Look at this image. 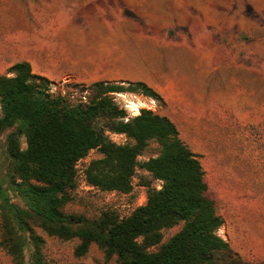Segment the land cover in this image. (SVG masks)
Returning <instances> with one entry per match:
<instances>
[{
    "label": "rangeland",
    "instance_id": "rangeland-1",
    "mask_svg": "<svg viewBox=\"0 0 264 264\" xmlns=\"http://www.w3.org/2000/svg\"><path fill=\"white\" fill-rule=\"evenodd\" d=\"M22 60L51 81L53 94L72 103L84 100L83 86L95 81H143L161 94L164 103L112 92L124 119L147 108L175 123L198 155L207 194L224 220L218 234L245 264H264V0H0V73ZM133 105L138 112L130 113ZM12 129L0 134V179L6 182L5 137ZM107 134L118 144L132 142ZM19 140L25 148V138ZM158 152L150 141L137 159ZM98 157L94 148L77 161V185L62 209L88 220L105 211L125 217L145 203L141 176H151L137 166L129 192L101 190L84 174ZM30 223L44 240L49 264H119L94 242L77 256L78 238L48 234L35 218ZM178 228L165 230L163 241ZM0 264H14L1 246Z\"/></svg>",
    "mask_w": 264,
    "mask_h": 264
},
{
    "label": "trees",
    "instance_id": "trees-1",
    "mask_svg": "<svg viewBox=\"0 0 264 264\" xmlns=\"http://www.w3.org/2000/svg\"><path fill=\"white\" fill-rule=\"evenodd\" d=\"M7 73H0V134L13 129L5 137L7 182L0 179V246L14 264H49L41 250L44 240L30 223L34 218L48 234L78 238L77 256L94 242L119 264H245L217 232L224 220L207 194L198 155L181 139L175 123L147 108L124 119L125 110L112 96L131 91L164 103L155 89L143 81H95L83 86L84 100L72 103L53 94L51 81L32 72L26 60L11 64ZM107 131L132 142L115 143ZM150 141L159 145L158 154L139 162ZM94 148L101 157L84 169L89 185L127 193L137 166L151 176H141L145 203L125 217L105 211L88 220L62 209L77 185V161ZM152 180L160 181V187ZM176 226L163 241L164 231Z\"/></svg>",
    "mask_w": 264,
    "mask_h": 264
},
{
    "label": "bare ground",
    "instance_id": "bare-ground-1",
    "mask_svg": "<svg viewBox=\"0 0 264 264\" xmlns=\"http://www.w3.org/2000/svg\"><path fill=\"white\" fill-rule=\"evenodd\" d=\"M132 109H133V110H137V107L133 105ZM138 110H139V109H138ZM138 110H137V111H138Z\"/></svg>",
    "mask_w": 264,
    "mask_h": 264
},
{
    "label": "built area",
    "instance_id": "built-area-1",
    "mask_svg": "<svg viewBox=\"0 0 264 264\" xmlns=\"http://www.w3.org/2000/svg\"><path fill=\"white\" fill-rule=\"evenodd\" d=\"M138 109H139V108H138ZM130 111H131L130 113H136V112H138L139 110H138V111L130 110Z\"/></svg>",
    "mask_w": 264,
    "mask_h": 264
}]
</instances>
